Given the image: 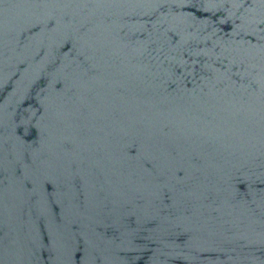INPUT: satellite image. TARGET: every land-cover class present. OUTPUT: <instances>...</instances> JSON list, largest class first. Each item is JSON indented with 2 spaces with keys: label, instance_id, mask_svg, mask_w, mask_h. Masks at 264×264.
<instances>
[{
  "label": "water",
  "instance_id": "water-1",
  "mask_svg": "<svg viewBox=\"0 0 264 264\" xmlns=\"http://www.w3.org/2000/svg\"><path fill=\"white\" fill-rule=\"evenodd\" d=\"M0 264H264V0H0Z\"/></svg>",
  "mask_w": 264,
  "mask_h": 264
}]
</instances>
